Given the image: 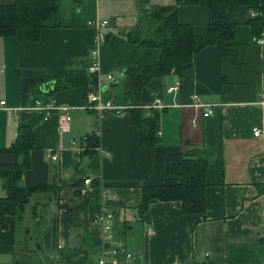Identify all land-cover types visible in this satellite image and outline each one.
<instances>
[{
  "label": "crops",
  "instance_id": "obj_1",
  "mask_svg": "<svg viewBox=\"0 0 264 264\" xmlns=\"http://www.w3.org/2000/svg\"><path fill=\"white\" fill-rule=\"evenodd\" d=\"M55 1L58 10L44 22L38 40L30 41L23 28L0 36V144L11 148L20 125L32 127L30 167L20 184L61 187L57 198L35 193L30 203L37 205L36 223L42 221L39 206L43 214L51 208L40 230L57 217V244L64 251L18 250L15 218L0 214V264L29 261L35 254V264H98L101 250L106 248L110 258L113 244L133 256L124 263L120 251L118 264H264V44L258 42L264 28L256 34L250 23L258 13L241 4L227 8L236 25L228 45L233 55L204 47L182 75L154 77L144 86L139 108L160 112L159 142L150 146L142 144L141 128L127 110L99 114L88 107V94L125 104L123 71L159 61V47L128 39L145 10L174 5L180 22L204 34L207 7L175 0ZM101 21L107 25L98 26ZM73 80L87 81L88 94ZM194 95L212 108L209 116L191 105ZM64 107L71 117L67 131L59 128ZM96 131L94 156L73 145ZM190 152L207 161L204 211L184 214L179 201H155L140 213L142 187L178 183L177 176L167 174V158ZM17 159L11 151L0 152V165ZM85 178L90 183L80 182L76 196L71 185ZM6 195L0 177V198ZM106 210L114 214L115 243H102L98 217Z\"/></svg>",
  "mask_w": 264,
  "mask_h": 264
},
{
  "label": "trees",
  "instance_id": "obj_2",
  "mask_svg": "<svg viewBox=\"0 0 264 264\" xmlns=\"http://www.w3.org/2000/svg\"><path fill=\"white\" fill-rule=\"evenodd\" d=\"M145 1V0H141ZM177 4H202L208 9L207 31L198 34L191 24L182 23L176 16V6H155L145 10L138 27L129 34L128 39L139 46H154L161 49L159 61L150 66L134 65L123 71L124 102L131 106L127 110L135 124L141 128V139L144 145H154L159 142L158 121L159 110L148 109L146 114L140 107V94L144 86L154 77L166 74L182 75L183 71L193 64L194 55L207 46H216L222 55L233 53L228 49L235 36V23L230 20L227 8L231 5H245L258 14L250 23L258 34L264 28V0H175ZM55 0H15L13 3H0V36L15 35L20 28L25 29L27 38L36 41L44 27V22L56 11ZM147 33V34H144ZM71 84L82 86L84 96L90 89L87 81H71ZM35 138L32 127L20 125L15 144L11 148H3L0 152L11 151L17 154L13 164L0 165V177L3 179L7 195L0 198V214H11L15 225L23 220L27 205L35 193H47L52 198L58 197L61 187L55 183L42 184L28 188L20 184L23 172L30 167V151ZM98 138L94 134L86 136L84 153L94 156ZM207 161L198 152L174 154L167 158L166 171L169 176H177L176 184L146 185L142 187L141 203L138 207L143 213L155 201H179L184 214H195L205 209ZM80 182L73 181L71 187L76 196L81 194ZM23 200H26L23 203ZM37 205L30 206V214L36 218ZM72 208L69 211H79ZM39 223V222H37ZM23 240V251L29 246L28 234ZM58 219L53 217L50 224L43 230L40 240L35 242V250L62 253L64 248H58ZM29 251H33L32 249ZM17 258L18 252H14ZM16 261V260H15ZM15 264H25L15 262ZM38 264H41L38 262ZM51 264V263H50ZM54 264V263H52Z\"/></svg>",
  "mask_w": 264,
  "mask_h": 264
},
{
  "label": "built area",
  "instance_id": "obj_3",
  "mask_svg": "<svg viewBox=\"0 0 264 264\" xmlns=\"http://www.w3.org/2000/svg\"><path fill=\"white\" fill-rule=\"evenodd\" d=\"M98 26H105L107 25V21H101L97 23ZM260 44H264V38H260L258 40ZM96 52H93L94 57L96 56ZM98 70V65L96 61L92 64L91 71H97ZM109 79L113 80L112 76H108ZM87 104L88 107L93 109L97 113H103V112H114V113H121L125 110L130 109L131 106L127 104H117L115 101L111 98L107 100H103L102 97L98 94V92H91L88 94L87 98ZM5 104V101L1 102V106ZM40 105V103L38 102ZM191 105L197 106V107H202L203 109V116L207 117L212 113V108L208 107V104L203 103L200 101L199 97L197 95L193 96L192 103ZM149 108V107H148ZM43 109L47 110L46 107H43ZM71 117L68 113V110L66 107L62 109V113L60 115V124L59 128L61 131H67L69 128ZM261 133L260 128L254 127L253 128V134L254 136H259ZM99 131L95 132V136L98 137ZM73 145L76 147L77 150H84L86 147V138L83 137L80 140H73L72 141ZM51 160H56L57 159V154L56 153H51L48 156ZM84 184H89L90 180L88 178H85L83 180ZM113 220H114V214L112 211L106 210L103 211L99 214L98 217V223L100 230L102 231V243H109V242H114L113 241ZM115 243V242H114ZM107 246V245H106ZM111 256L108 258L107 255V250L106 248L102 249L99 258H98V264H118L120 263L118 260V255L120 251L124 255V263H131L133 261V256L130 252H126L124 250L118 249L116 245L113 244V247L111 248Z\"/></svg>",
  "mask_w": 264,
  "mask_h": 264
},
{
  "label": "rangeland",
  "instance_id": "obj_4",
  "mask_svg": "<svg viewBox=\"0 0 264 264\" xmlns=\"http://www.w3.org/2000/svg\"><path fill=\"white\" fill-rule=\"evenodd\" d=\"M166 1H167V3H169L168 0H166ZM31 205H32L31 203H30V205H27V208H26L27 210H26V212L24 214L23 220L21 222L16 223L15 231H16V239H17L18 250H20V247L23 246V240L26 238L25 234H28L27 240L30 239L29 246L33 250L31 252H34V251H37V250H35L36 246H34L35 242L40 240V237H41L40 235L42 234L40 229H42V225L45 224V220L46 219H45L44 216L48 215V213H50L51 208L50 207L48 208V213L47 214H43L41 212L42 208L39 206L38 212L42 215V221L39 222V223H36V222H34L35 219L30 214V212H31L30 206ZM47 219H48V217H47ZM43 228H44V226H43ZM38 231H39V234H37ZM39 254L41 255V253H39ZM36 255L37 254L32 255V256H30V255L28 256V259H29L30 262H32V264H35L38 261V257ZM22 261L25 264H30L29 261L26 260V257H23Z\"/></svg>",
  "mask_w": 264,
  "mask_h": 264
},
{
  "label": "water",
  "instance_id": "obj_5",
  "mask_svg": "<svg viewBox=\"0 0 264 264\" xmlns=\"http://www.w3.org/2000/svg\"><path fill=\"white\" fill-rule=\"evenodd\" d=\"M122 79V74L119 75L118 77V80H121ZM26 200H23V203L25 202Z\"/></svg>",
  "mask_w": 264,
  "mask_h": 264
}]
</instances>
